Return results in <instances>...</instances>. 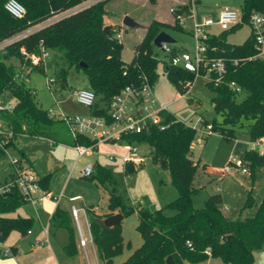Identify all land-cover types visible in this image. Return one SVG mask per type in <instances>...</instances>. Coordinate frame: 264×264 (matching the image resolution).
<instances>
[{
    "label": "trees",
    "instance_id": "obj_1",
    "mask_svg": "<svg viewBox=\"0 0 264 264\" xmlns=\"http://www.w3.org/2000/svg\"><path fill=\"white\" fill-rule=\"evenodd\" d=\"M8 1L0 0V43L41 26L0 50V96L9 92L16 100L11 111L0 110V119L14 132V138L6 147L19 151V160L24 164L28 163L27 158L16 146V140L23 135L45 138L54 144L97 148L94 141L83 135L74 137L63 120L49 117L48 110L39 105L36 91L29 86L28 80L32 72L45 74L46 64L42 61L33 65L32 55L41 56L43 51L57 55L55 82H59L63 89L68 87L70 69L84 72L88 89L103 103L100 106L96 101L88 114L108 118L111 102L126 87L141 89L149 84L154 89L160 64L154 40L159 33L168 28L184 31L177 24L171 26L154 21L135 46L133 60L125 63L122 59L123 44L116 38L120 29L109 25L105 31V4L108 0H17L26 9L23 18H15L6 10ZM254 12L264 13V0H244L241 23L218 36L211 34L206 41L209 59L223 58L227 61L222 82L218 86L207 82L213 93L214 111L221 121L214 118L207 123H211L214 132L228 141L238 139L240 133L246 134L250 141L264 137V56H256L252 34L243 44H232L227 39L229 33L249 24ZM183 13L191 15L190 3L177 6L175 17ZM169 47L170 53L161 49L168 58L180 53L173 44ZM81 63L86 68L81 67ZM163 67L164 75L177 90H183L186 83L196 79V74L168 61L163 62ZM232 82L245 92L243 100L238 101L241 92L229 87ZM162 125L164 128L154 126L141 134L122 139L131 144H148L152 148L153 161L169 172L178 191V197L166 207L172 214L165 209L152 212L127 204L117 190L114 170L97 162L89 178L106 191L108 213L102 216L93 207H87V210L93 244L100 260L104 264H113L126 246L122 223L102 227L100 221L117 213L124 218L137 213V231L142 244L123 264H166L168 257H172L175 264H201L209 259H220L225 264H254L255 253L264 249V196L252 218L243 217V212L253 205L252 192L235 219L228 218L222 210L221 193L211 194L204 208H196L193 202L197 191L194 179L200 161L193 159L192 146L197 133L172 113L162 114ZM0 157H6L1 147ZM242 158L252 176L257 168L264 167V158L256 152L246 150ZM136 166L127 163L126 175H132ZM49 181L50 175L39 179L41 189L47 193ZM27 205L28 200L16 187L6 194L0 193V242H5L12 232L25 236L32 230L33 218L15 216ZM50 225L55 230L67 231L69 242L64 247L65 253L68 258L77 257L80 251L71 209L59 204ZM12 250L15 255L16 249L13 247Z\"/></svg>",
    "mask_w": 264,
    "mask_h": 264
},
{
    "label": "rangeland",
    "instance_id": "obj_2",
    "mask_svg": "<svg viewBox=\"0 0 264 264\" xmlns=\"http://www.w3.org/2000/svg\"><path fill=\"white\" fill-rule=\"evenodd\" d=\"M181 2L182 0H108L106 2L105 22L121 30L122 59L125 63H130L133 60L135 46L140 43L147 27L154 21H160L171 26L176 24L181 26L184 31L168 28L165 29V32L176 40L173 46L180 53L192 54L196 50V37L191 32L194 23L202 21L203 17L215 18L213 12L226 7L241 11L244 0H198L194 7L193 18L190 17L191 15L183 13L177 14L182 17L179 19L170 9ZM126 17L133 19L139 24V27H126L123 23ZM106 23L105 25L108 26ZM208 30L210 34L217 36L225 32L218 25H214ZM250 36L251 28L249 24H246L235 32L229 33L227 39L232 44H243ZM156 53L160 60L159 77L154 87V94L158 101L164 105H169L168 111L184 122L196 119L199 113H204L210 120L217 118L221 121V117L216 115L214 111L211 102L213 93L207 86L208 80L205 75L199 74L196 77L191 87V94L186 99L172 103L177 98L179 91L164 75L163 62L168 61L166 53L158 48ZM58 61L59 58L56 54L48 52L45 60L46 73L36 71L31 73L28 84L36 91L37 102L44 110L53 109L56 115L61 112L66 115L86 112L87 108L80 106L75 97L76 90L88 88V80L84 72L70 69L67 75L68 87L66 89H63L59 82L48 83L50 78L57 79L55 64ZM245 95V92H241L238 101L243 100ZM190 98L196 101L190 102ZM96 101L100 106H103L98 98ZM15 104L16 100L9 92L0 96L2 109L14 107ZM54 117L56 118V116ZM249 141L244 133H240L238 139L233 141H228L219 133H214L206 137L204 144H193V159L196 162L200 161L194 179V187L197 191L193 195V202L196 208H204L211 194L221 193L223 196L222 210L230 219H235L244 207L248 194L252 192L253 205L243 212V217L252 218L256 215L264 196V167L257 168L254 176H252L251 171L250 174L243 175L241 171L236 169L230 174L222 173L227 166H231L230 163L234 157L241 158L243 156L248 149ZM17 142L32 162V170L35 175L38 178L39 176L50 175L49 188L55 198L63 197L70 200L72 197H77L84 203V207L93 206L100 213H105L107 210L106 193L100 185L83 175L88 165L94 166L97 162L114 170L118 192L126 203L135 209H148L152 212L165 209L166 212L171 213L166 207L178 197L177 188L172 183L169 172L153 161L152 148L146 143L135 144L136 156L141 158L144 163L136 166V171L132 175H126V164L122 157L127 155V151L125 149L126 144L123 142L101 144L98 152L91 151L81 158L76 148H67L62 145L53 146L45 139L23 135L18 137ZM9 151L16 155L13 149H9ZM204 165L209 166L210 174L204 172ZM10 172L11 167L8 158L0 157V184L9 180ZM61 205H67L69 208L80 207L76 203L64 201ZM20 212L36 218V214L30 205L20 209ZM40 214L44 224H48L50 214L43 213L41 208ZM80 220L83 235L89 241L90 234L83 214L80 215ZM138 223L137 213L124 218L122 234L126 246L123 253L114 259L113 264H123L134 250L141 246L142 237L137 231ZM39 226L40 224L35 222L32 229ZM59 233L66 235L67 231L62 229L59 230ZM128 244H130L129 247ZM78 246L80 254L76 257V264H104L100 260L97 248L93 243L83 247L78 241ZM210 263L225 264L220 259L211 260Z\"/></svg>",
    "mask_w": 264,
    "mask_h": 264
},
{
    "label": "built area",
    "instance_id": "obj_3",
    "mask_svg": "<svg viewBox=\"0 0 264 264\" xmlns=\"http://www.w3.org/2000/svg\"><path fill=\"white\" fill-rule=\"evenodd\" d=\"M98 1V0H97ZM197 0H184L181 5L191 4V18L194 16V7L197 5ZM6 10L15 18H23L26 14L25 7L17 0H9L5 5ZM177 6L171 7L170 11L175 15ZM179 19L182 17L177 15ZM242 21L241 11H237L232 8H223L217 18L203 17L202 21L195 22L192 34L196 37V50L190 54L187 52L177 54L169 58L172 60V65L183 68L184 70L196 74L205 73L207 80L214 85L218 86L222 82L223 76L227 71V61L223 58L209 59L207 57L208 47L206 41L211 35L209 28L218 25L223 31H227ZM249 26L251 28V34L255 40V49L257 51V57L264 56V13L254 12L249 19ZM40 27H35L26 34L17 36L11 40L0 43V50L6 45L16 39H20L29 33L38 30ZM116 38L121 42L122 33L118 30ZM163 50L170 53L171 48L168 44H163ZM48 56L47 51H43L41 56L32 55L31 63L38 65L42 61L45 62ZM237 63V60L234 61ZM213 74V76H212ZM48 83H55V78L48 79ZM193 82H188L183 86V90H178L177 98L175 101L186 99L191 94V87ZM229 87L237 92H241V88L232 82ZM76 101L79 105L90 109L96 103V95L90 89H79L75 92ZM191 99V98H190ZM192 100V99H191ZM169 105H164L158 101L154 94V89L145 84L141 89L133 87H126L110 104L108 111V118L93 115H66L62 112L56 115L53 109L48 110V115L51 118H59L67 125L70 133L76 137L77 135H83L90 140L94 141L96 145L104 143L123 142L126 144L125 149L127 155L122 157V160L127 163H133L137 166L142 165L144 161L137 157V148L135 143L131 144L128 141L122 139L124 136L141 134L150 130L154 126L164 128L162 125V114L171 113L168 111ZM13 107L0 110L11 111ZM185 124L196 131L197 137L194 143L204 144L206 137L214 134L213 125L207 123L202 115H198L196 119H191ZM14 138V132L9 125L2 119H0V147L5 151L6 158H8L13 177L0 186V193L6 194L11 191L13 187L26 197L28 204L35 210L37 206L43 202L46 198L51 197L49 193L43 191L39 185V179L31 172L27 164L21 163L18 155H13L9 148L6 147ZM79 155H85L94 151L93 147L88 146H76L75 147ZM248 151H253L258 154L259 157L264 158V137L255 141H249ZM231 166H227L222 173L229 174L234 169L241 171L242 174L250 173L249 167L246 165L243 158H236L230 163ZM93 172V165H88L83 175L89 177ZM96 210V209H95ZM71 214L73 222L76 228L78 240L81 246L87 247L89 243H93L89 215L86 207L73 206L71 208ZM83 214L88 225V231L90 239L87 241L83 235L80 215ZM29 234L31 231L28 232ZM48 233V229L46 231ZM14 256V252L11 247L5 246L4 242H0V257L8 258Z\"/></svg>",
    "mask_w": 264,
    "mask_h": 264
},
{
    "label": "crops",
    "instance_id": "obj_4",
    "mask_svg": "<svg viewBox=\"0 0 264 264\" xmlns=\"http://www.w3.org/2000/svg\"><path fill=\"white\" fill-rule=\"evenodd\" d=\"M182 3H184V0H182V2L179 3L176 6H179ZM172 7H174V6H172ZM220 11L221 10H216L215 12H213L215 18L218 17ZM106 24L108 26L112 25V24H108V23H106ZM168 62H169V58H168ZM84 89H86V88H84ZM180 101H175V99H174L172 103H177V102H180ZM192 101H196V100L195 99H192V100L190 99V102H192ZM88 111H89V109H87L86 112H84V113L73 114V115H88ZM198 115H202L208 121L212 120V119L211 120L208 119V117L204 113H199ZM24 136H27V135H24ZM36 138H41V137H36ZM41 139H45V138H41ZM45 140H48V139H45ZM48 141L53 146L62 145V146L67 147V148H75V147H72V146H69V145H65V144H54L50 140H48ZM99 145H101V144H99ZM99 145H97V148L94 151L98 152ZM16 146L26 156L27 161H28L27 164L29 165V168H30L31 172L35 175V173L32 170V167H33L32 162L27 157V155L24 152V150L19 146L17 140H16ZM14 152H15L16 155L19 154V151H17V150H14ZM88 154L79 155V157L81 158V157L86 156ZM204 172H206L207 174H210L208 165H206V167L204 168ZM248 174H250V173H248ZM248 174H243V175H248ZM35 176L38 178L37 175H35ZM44 177H46V176H44ZM41 178H43V176H41V177L39 176L38 179H41ZM6 181H8V180H6ZM4 183H2V184H4ZM2 184H0V186ZM49 184H50V181H49ZM104 192L106 193L105 190H104ZM48 193L51 195V197L46 198L43 202H41L37 206L36 210L31 206L33 208V211L36 214V218L30 217V216H26V215L22 214L20 212V210L17 211L15 216H21V217H24V218H33L35 220V222H38L40 224V226L35 228V229H32L31 233L30 234L27 233L25 236L21 235L18 232H12L13 234L11 233L10 237L4 242V244H5V246L11 247V248L14 247L16 249L17 253L14 256L8 257V258L0 257V264H76L75 263L76 257L75 258H68L66 253H65V250H64V247L69 242V235H67V233H66V235H63L62 233H59V230L53 229L51 227V225H50V221H49L48 224H44V222L42 220V217H41V214H40V208H41V211L43 213H49L50 216L52 217L54 211L56 210V207L59 204L61 205L62 201L69 202V203H76V205L78 204V205H80V207H84V203H82V201H80L79 198H77V197H72L70 200H66L63 197L55 198L51 194L50 188H48ZM106 195H107V193H106ZM65 206H67V205H65ZM88 207H93V206H88ZM106 207H107V201H106ZM24 208H21V209H24ZM95 211H96V213H98L99 215H102V216H104V215H106L108 213V210H106V212L103 213V214L100 213L98 211V209H96ZM51 217H50V219H51ZM47 229H48V233H46ZM60 230H62V229H60ZM77 238H78V236H77ZM79 251H80V249H79ZM211 260H214V259H209L208 261L203 262L201 264H211L210 263ZM254 264H264V249L262 251H260V252L255 253V262H254Z\"/></svg>",
    "mask_w": 264,
    "mask_h": 264
},
{
    "label": "water",
    "instance_id": "obj_5",
    "mask_svg": "<svg viewBox=\"0 0 264 264\" xmlns=\"http://www.w3.org/2000/svg\"><path fill=\"white\" fill-rule=\"evenodd\" d=\"M124 25L129 28H138L139 24L136 23L133 19L126 17L123 21ZM105 31H108V26L105 27ZM176 40L170 36L167 32L162 31L154 40V45L158 49H163V44H175ZM169 63H172V60H169ZM81 67L86 68V65L81 63ZM124 220V216L121 213L111 215L100 221L102 227H114L120 225ZM166 264H175L172 257H168Z\"/></svg>",
    "mask_w": 264,
    "mask_h": 264
}]
</instances>
